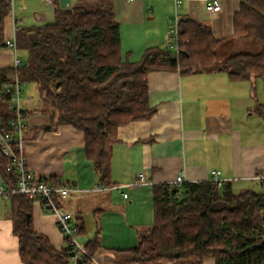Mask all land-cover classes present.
Returning <instances> with one entry per match:
<instances>
[{
    "label": "trees",
    "instance_id": "obj_1",
    "mask_svg": "<svg viewBox=\"0 0 264 264\" xmlns=\"http://www.w3.org/2000/svg\"><path fill=\"white\" fill-rule=\"evenodd\" d=\"M54 2L52 21L16 28V44L26 61L16 69L0 66V82L17 76L34 83L49 104L51 123L45 128L65 124L83 133L84 151L100 185L111 184V149L118 128L154 112L148 101L150 71H223L230 80L264 77V0H240L233 34L242 42L235 47L215 38L210 25L185 18L178 21L177 58L167 47L153 46L136 61L122 56L112 0H79L70 7ZM10 11L11 0H0V50ZM240 42L245 50H240ZM0 101L7 105V96L0 94ZM11 117L8 108H1V127ZM5 164L0 155L2 181L12 183ZM8 200L23 264H71L66 247L56 249L32 228V201L17 193ZM152 208L151 227L138 233L136 245L125 251L132 261L203 264L213 258L215 264H264V193L234 191L227 180L220 185L211 179L157 183L152 186ZM97 245L96 238L84 243L91 254Z\"/></svg>",
    "mask_w": 264,
    "mask_h": 264
},
{
    "label": "crops",
    "instance_id": "obj_2",
    "mask_svg": "<svg viewBox=\"0 0 264 264\" xmlns=\"http://www.w3.org/2000/svg\"><path fill=\"white\" fill-rule=\"evenodd\" d=\"M75 1L79 0H69L66 7ZM112 2L121 53L131 61L138 60L148 47H167L175 13L178 21L192 18L210 25L214 37L223 43L239 44V37L233 34V15L240 0H219L217 12L206 7L207 0H181L176 11L173 0ZM54 8V0L51 4L11 0L4 39L12 37L13 18L17 27L39 25L53 20ZM232 46L227 48L229 53ZM147 89L154 112L147 119L118 128V141L111 149V184L107 187L99 184L80 130L65 124L46 129L51 123L50 109L40 110L46 119L34 121L33 113L22 104L26 164L37 177L61 178L78 188L63 204L72 210V222L81 228V242L97 239L92 253L96 264H138L125 251L135 246L138 233L153 223L154 184L174 183L179 174L184 181L208 180L211 171L217 170L234 191L264 193V179L255 177L264 175V77L230 80L223 71L187 74L161 69L148 73ZM139 173L144 174V180L128 184L137 181ZM117 184L122 188H113ZM96 185L100 187L93 189ZM30 215L35 232L45 235L58 250L66 247L54 216L37 201H32ZM0 264H23L18 239L12 232L9 200L1 194ZM203 264L215 262L206 258Z\"/></svg>",
    "mask_w": 264,
    "mask_h": 264
},
{
    "label": "built area",
    "instance_id": "obj_3",
    "mask_svg": "<svg viewBox=\"0 0 264 264\" xmlns=\"http://www.w3.org/2000/svg\"><path fill=\"white\" fill-rule=\"evenodd\" d=\"M46 3L51 4L52 0H43ZM175 11L181 0H173ZM206 7L212 11L217 12L220 10L219 0H207ZM12 37L4 39L5 47L9 48L12 52V66L18 68L23 64L21 57L18 55V47L15 40V31L18 21L13 18ZM172 24L168 31L167 48L171 51L174 57L179 55L178 46V17L175 13ZM24 82L17 76L13 79L0 82V94L7 96V108L11 111L12 117L8 124L4 127L0 125V155L5 158V170L12 174V183L0 184V194L4 197H8L11 193H17L23 196L27 200L37 201L41 208L52 214L55 219L57 229L62 234L66 248L67 257L72 264H96L94 257L89 253L83 243L77 240L78 226L72 222L73 212L70 208L63 204V201L69 193L77 191L78 188L68 183L61 178L57 177H37L26 164V159L22 153V144L25 133V112L22 106ZM260 179H264V175L255 176ZM211 180L217 182L220 185L223 181L219 177V171H211ZM144 180V174L139 173L137 181L128 184H137L139 181ZM184 181L183 175L176 176L174 183L179 184ZM103 187H107L101 185ZM123 185H113V188L119 190ZM100 185H96L93 189H98ZM123 196L126 197V193L123 192Z\"/></svg>",
    "mask_w": 264,
    "mask_h": 264
},
{
    "label": "rangeland",
    "instance_id": "obj_4",
    "mask_svg": "<svg viewBox=\"0 0 264 264\" xmlns=\"http://www.w3.org/2000/svg\"><path fill=\"white\" fill-rule=\"evenodd\" d=\"M239 39H242V38H239ZM239 41H241V40H239ZM240 46H241L240 50H245V47L241 42H240ZM237 48H239V47H237ZM221 54L222 53L218 52L219 57L221 56ZM18 55L21 57V60L23 62L26 61V53L23 50H19ZM11 56H12L11 50L9 48L3 47L0 50V65L10 64V62H12ZM21 102L24 105V107L28 109L29 114L33 113L32 115L35 116L33 119L34 121L46 119V116H43L42 115L43 112H40V110L43 111V110L48 109L49 104L42 100V98L40 97V92L34 83H32V82H25L24 83L23 95H22ZM1 108H7V105L4 104L2 101H0V109ZM48 120L50 121L51 119H48ZM45 121H47V120H45ZM25 139H23V144L25 143L24 142ZM23 144H22V146H23ZM76 238L80 243H82L80 239H82L83 237L80 238L78 235Z\"/></svg>",
    "mask_w": 264,
    "mask_h": 264
},
{
    "label": "water",
    "instance_id": "obj_5",
    "mask_svg": "<svg viewBox=\"0 0 264 264\" xmlns=\"http://www.w3.org/2000/svg\"><path fill=\"white\" fill-rule=\"evenodd\" d=\"M69 0H60V5L61 7H66L67 3H68ZM29 215L27 214L26 215V219ZM88 264H92V263H88Z\"/></svg>",
    "mask_w": 264,
    "mask_h": 264
}]
</instances>
